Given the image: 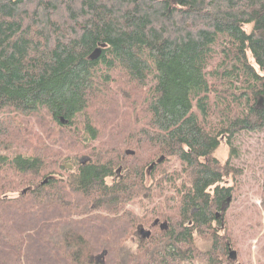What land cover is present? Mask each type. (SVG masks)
I'll return each instance as SVG.
<instances>
[{
  "label": "trees",
  "instance_id": "16d2710c",
  "mask_svg": "<svg viewBox=\"0 0 264 264\" xmlns=\"http://www.w3.org/2000/svg\"><path fill=\"white\" fill-rule=\"evenodd\" d=\"M243 131L264 0H0V264H224Z\"/></svg>",
  "mask_w": 264,
  "mask_h": 264
},
{
  "label": "rangeland",
  "instance_id": "374dc122",
  "mask_svg": "<svg viewBox=\"0 0 264 264\" xmlns=\"http://www.w3.org/2000/svg\"><path fill=\"white\" fill-rule=\"evenodd\" d=\"M248 28L249 26H246L247 30ZM232 143L237 148L238 155L231 158L230 164L241 174L230 175L223 182L225 185L234 186L237 184V188L234 198H230L231 203L226 211L227 222L225 223H228L226 228L214 230H216L217 236L224 235L232 240L231 248L237 253L235 263L264 264V251L259 252L261 246L264 245V206L259 196L260 193H258V190L260 192V182L264 178V137L259 133L243 131L233 138ZM218 147L215 156L224 162L228 158V147L224 139L221 140ZM175 165V163L172 164V166ZM107 181L109 182L111 179ZM168 194L169 192L166 191V195ZM129 206L138 215L145 211V209L141 211L142 207L136 204H129ZM251 206H257L258 211L251 209ZM144 228L147 227L144 226ZM193 237L199 250L203 251L209 247L207 237L198 235ZM221 260L225 261L224 258ZM182 264H203V262L194 260V262L184 261Z\"/></svg>",
  "mask_w": 264,
  "mask_h": 264
},
{
  "label": "flooded vegetation",
  "instance_id": "af4514ba",
  "mask_svg": "<svg viewBox=\"0 0 264 264\" xmlns=\"http://www.w3.org/2000/svg\"><path fill=\"white\" fill-rule=\"evenodd\" d=\"M230 203H231V199L228 200V201H226V202H222L221 209L215 211V213H214L215 220L213 221L214 223H212V224H215V225H213L214 229H217V228H219V230H221V229L223 230V229H224V224L220 222L221 224L218 225L217 221H222V220L224 219L222 214H226V211H227V209L229 208ZM157 220H158V219H157ZM163 222H165V221H163ZM161 223H162V222L158 220V222H157L156 225L159 226ZM165 223H166V222H165ZM159 227L162 228L161 226H159ZM141 228H144V226H143V225H139V226H138L137 234H138V236L142 239V238L145 237L146 235H145V233H144L143 231H141ZM163 228H164V227H163ZM144 229H145V230H150L149 227L144 228ZM226 243H227V245H228V248H227V249H228V254H227V260L225 261V264H239V263H235V262H236L235 260H237V257H236V259H231V258H230L229 254H230L231 250L233 251V249L231 248L229 242H226ZM234 251H235V250H234ZM235 252H236V251H235ZM236 255H237V253H236Z\"/></svg>",
  "mask_w": 264,
  "mask_h": 264
},
{
  "label": "water",
  "instance_id": "95a60500",
  "mask_svg": "<svg viewBox=\"0 0 264 264\" xmlns=\"http://www.w3.org/2000/svg\"><path fill=\"white\" fill-rule=\"evenodd\" d=\"M101 46L96 47V49H92L93 51L90 53L89 55V59H96L99 57L101 50H100ZM263 105V97H260L257 101V106H262ZM62 120V118H61ZM161 159H159L158 161H160ZM155 162H151V164L147 167V170H152V167L154 166ZM228 200H230V197L228 198ZM158 220L155 219L154 220V224H157ZM159 226H161L162 228H166V223L162 222ZM141 231H143L145 233L146 236H149L150 231L149 230H145L144 228H141ZM231 259H236L237 255L236 252L233 250H231L230 254H229Z\"/></svg>",
  "mask_w": 264,
  "mask_h": 264
}]
</instances>
